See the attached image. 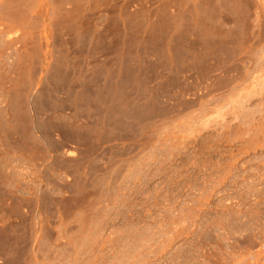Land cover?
<instances>
[{"label": "rangeland", "instance_id": "obj_1", "mask_svg": "<svg viewBox=\"0 0 264 264\" xmlns=\"http://www.w3.org/2000/svg\"><path fill=\"white\" fill-rule=\"evenodd\" d=\"M0 264H264V0H0Z\"/></svg>", "mask_w": 264, "mask_h": 264}]
</instances>
